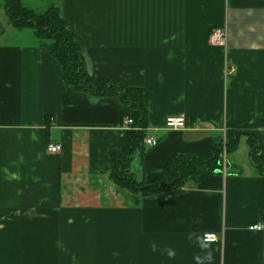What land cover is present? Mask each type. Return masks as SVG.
I'll return each mask as SVG.
<instances>
[{"label":"crops","instance_id":"crops-1","mask_svg":"<svg viewBox=\"0 0 264 264\" xmlns=\"http://www.w3.org/2000/svg\"><path fill=\"white\" fill-rule=\"evenodd\" d=\"M4 2L0 264H264V230L247 229L264 224V172L248 160L249 143L264 156V0H19L36 13L57 7L90 78L142 95L143 133L157 145L124 157L136 181H153L175 155L206 157L238 133L234 163L152 195L109 177L133 131L119 92L66 84ZM215 27L225 31L222 47L210 44ZM169 117H183L184 128L164 129ZM205 234L219 241L204 243Z\"/></svg>","mask_w":264,"mask_h":264},{"label":"trees","instance_id":"trees-1","mask_svg":"<svg viewBox=\"0 0 264 264\" xmlns=\"http://www.w3.org/2000/svg\"><path fill=\"white\" fill-rule=\"evenodd\" d=\"M4 1L7 3L5 7H7L9 21L15 28L30 27L35 34H37L36 40L38 45L44 47L60 64L63 79L66 84L71 86L74 90L91 92L96 96L107 93L116 95L119 92L118 97L127 110L126 118L133 120V126L138 125L144 129L145 111L141 102L142 95L140 92L138 90L122 87L121 85L119 86L116 83L110 84L107 81L95 80L86 74L80 47L74 40L71 31L67 28L65 21L60 17L57 7H50L42 13H34V11L21 6L19 0ZM233 135L238 137V133H233ZM144 137L143 131H130L126 133L124 141L125 154L123 157L119 154H114L112 156L109 177L112 182L121 189L140 195H152L168 191L177 192L187 180L193 179L198 173L217 169V164L213 165L214 156L216 154L215 147L206 157H194L192 155L177 157L175 155L168 161L162 173L157 175L151 183L148 182L145 185L137 184L134 177L126 173L124 165L126 161L123 159L129 152H132L139 146H143L142 139ZM229 138L228 136L227 146L237 143V138ZM218 148L219 147H217V150H219ZM253 148L254 149L250 151V162L256 165L261 172H264V156H262L256 147ZM255 151H257V154L259 153L257 158L259 159L261 157L262 159L258 164H255L251 160L253 152L255 153ZM201 158L207 159L203 161ZM205 162L212 167L205 166V164L203 165L204 168L200 169L201 165ZM123 171L125 174H123ZM125 175L130 178V183H125ZM167 175L174 176V179L170 181L164 180Z\"/></svg>","mask_w":264,"mask_h":264},{"label":"built area","instance_id":"built-area-1","mask_svg":"<svg viewBox=\"0 0 264 264\" xmlns=\"http://www.w3.org/2000/svg\"><path fill=\"white\" fill-rule=\"evenodd\" d=\"M225 42V31L222 28L215 27L210 33V44L214 47H222ZM125 124L132 126V130L136 132H142L143 128L141 126H133V120L126 118ZM185 126V121L183 117H169L165 121L164 129L167 130H179L183 129ZM142 144L145 148H153L157 145V139L151 136H145L142 140ZM46 150L50 154H58L61 151V146L58 144H48ZM249 231H261L264 230V224L256 223L248 226ZM204 243H215L219 241L216 234H205L202 237Z\"/></svg>","mask_w":264,"mask_h":264},{"label":"rangeland","instance_id":"rangeland-1","mask_svg":"<svg viewBox=\"0 0 264 264\" xmlns=\"http://www.w3.org/2000/svg\"><path fill=\"white\" fill-rule=\"evenodd\" d=\"M1 4H3V0H0V5ZM42 4H45V3H42ZM7 5V3H5L4 2V10L7 12V7H5ZM43 8H46V7H43ZM34 13H36V12H34ZM42 13V12H41ZM25 17H27V16H25ZM20 29H24V28H19V30ZM26 29H29V30H31L32 31V35H33V39H34V41H36L37 42V34H35V32L29 27H26ZM25 38V37H24ZM32 38H30L29 39V42H30V40H31ZM37 46V45H36ZM230 138H237L236 137V135H233V133H230V135H228ZM229 138V139H230ZM129 139V138H128ZM131 139V138H130ZM143 140V139H142ZM228 140H226L225 142H224V144L221 146L220 145V148H218L219 150H217V146H216V149H215V156H214V160H213V165H215V164H217V169L219 168V167H221V166H223L224 168H227L229 165H231V163H234L233 161H234V158H233V153L235 152V150H236V143L234 144H231V145H229V146H227V144L226 143H228L227 142ZM253 147H255L252 143H249V150L251 151L252 149H254ZM234 148H235V150H234ZM256 153V154H255ZM255 153L253 152V155H252V157H251V160L255 163V164H258V163H260L261 162V157L258 159L257 157L259 156V153L257 154V151H255ZM255 156V157H254ZM233 158V159H232ZM123 159V158H122ZM203 161H206V159L207 158H201ZM249 160V159H248ZM248 160H247V162H248ZM245 161V160H244ZM260 161V162H259ZM173 162H175V161H173ZM206 164V165H205ZM249 164H250V161H249ZM203 165H205V166H208V167H212L210 164H208V163H204V164H202L201 165V167H200V169L201 168H204L203 167ZM123 174H125V172L123 171ZM179 178H180V176H179ZM171 179H174V176H171V175H167L166 176V179H164V180H168V181H170ZM124 181H125V183H130V178H128L126 175L124 176ZM152 182V181H151ZM150 181H149V183H151ZM148 182L147 181H137V184H140V185H145V184H147ZM158 183V182H157Z\"/></svg>","mask_w":264,"mask_h":264},{"label":"flooded vegetation","instance_id":"flooded-vegetation-1","mask_svg":"<svg viewBox=\"0 0 264 264\" xmlns=\"http://www.w3.org/2000/svg\"><path fill=\"white\" fill-rule=\"evenodd\" d=\"M248 159H249V161H250V155H249V157H248ZM251 163V162H250ZM251 164H253V163H251ZM254 165V164H253ZM256 166V165H255Z\"/></svg>","mask_w":264,"mask_h":264}]
</instances>
